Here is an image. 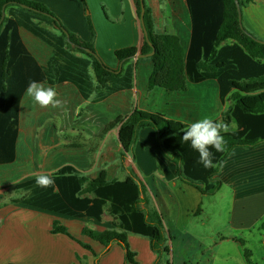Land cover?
Listing matches in <instances>:
<instances>
[{"label":"trees","instance_id":"obj_1","mask_svg":"<svg viewBox=\"0 0 264 264\" xmlns=\"http://www.w3.org/2000/svg\"><path fill=\"white\" fill-rule=\"evenodd\" d=\"M81 1L87 10L86 1ZM166 1L174 32L154 31L145 1L149 39L144 36L140 47L115 52L122 62L117 72L119 68L108 67L96 54L89 14L86 19L93 37L85 41L40 2L0 0V22L6 5L0 25V182L16 179V168L17 178L27 170L58 168L48 177L19 183L17 188L25 193L15 202L97 219L108 206L116 219L113 228L97 231L85 226L82 234L105 246L120 243L128 261H134L128 232L146 235L154 250H164L163 219L140 207L142 186L134 177L116 179L117 164L82 175L79 169L91 165L85 147H58L54 130L38 132L48 118L43 115L46 101L42 97L50 89L56 87L59 92L54 104L71 112L95 92V102L122 92L130 101L137 88L138 107L133 112L130 106L112 105L119 117L111 126L120 124L124 150L131 149L141 128L154 127L162 153L179 162L182 179L205 195L221 187L214 176L235 147H254L264 141V39L241 23L235 0ZM250 1L239 0L241 11ZM136 7L140 16V0ZM159 7L155 9L161 13ZM153 48L150 57L133 60L136 54H148ZM160 90L163 99L156 101ZM226 101L230 104L220 122H202ZM103 105L110 108L107 100ZM38 147L51 149L44 154ZM105 158L102 155L100 161ZM52 232L64 233L92 250L57 220Z\"/></svg>","mask_w":264,"mask_h":264},{"label":"crops","instance_id":"obj_2","mask_svg":"<svg viewBox=\"0 0 264 264\" xmlns=\"http://www.w3.org/2000/svg\"><path fill=\"white\" fill-rule=\"evenodd\" d=\"M34 1L44 4L81 39L87 41L93 37L81 0ZM85 1L91 8L93 24L99 23L94 26L98 38L102 36L110 48L105 52L110 53V60L104 57L97 39L93 40L96 54L108 67L119 68V72L122 62L113 56L114 50L140 47L145 36L137 13V0ZM151 3L160 6L157 0H151ZM242 23L255 36L264 39V0L245 3ZM146 71L144 65L142 72L145 74ZM137 92V88H133L130 101L126 92L111 95L106 99L111 109L103 105L106 100L93 101L95 92L69 112L54 104L55 97L59 96L54 87L42 97L46 101L43 115L48 118L38 127V132L54 130L59 137L58 147H85L91 165L79 169L82 175L107 170L110 165L117 164L116 179L134 177L142 186L144 201L140 207L150 215L160 214L163 219L164 250H154L150 237L128 232V244L134 253V261H128L120 243L105 246L82 234L85 226L97 231L113 228L116 219L109 213L108 206L102 218L97 219L74 217L10 201L24 195L25 192L17 188L19 183L48 177L58 169L27 170L17 178L16 168V179L0 182V264H264V141L254 147H235L214 176L221 181V187L215 193L205 195L182 179L179 162L162 153L154 127L141 128L131 149L124 150L119 140L120 124L111 126L119 117L112 112V105L130 106L133 112L138 107ZM133 97H137L135 104H132ZM161 99L162 90L156 101ZM229 104L226 101L219 111L202 122L216 119L220 122ZM80 130L94 137L95 142L90 144L92 138L84 136L80 141L67 138V134ZM38 149L46 154L51 148ZM102 155L106 158L100 161ZM135 158L138 159V172L132 168ZM12 173L11 170L10 175ZM87 195L93 196L92 193ZM55 220L67 227L75 238L88 243L92 250L64 233H53Z\"/></svg>","mask_w":264,"mask_h":264},{"label":"rangeland","instance_id":"obj_3","mask_svg":"<svg viewBox=\"0 0 264 264\" xmlns=\"http://www.w3.org/2000/svg\"><path fill=\"white\" fill-rule=\"evenodd\" d=\"M146 1V3H147V6L150 8V10H151V16H152V18H153V21H154V31L156 32V33H161V32H169V33H173L174 32V29H173V27H172V24H171V19H170V14H169V11H170V8H169V5L167 4V2H166V0H157L159 3H160V9H161V13L160 12H158L156 9H155V6L151 3V0H145ZM90 11H91V8L90 7H88V9L86 10V13L87 14H89V16H90V18H91V20H92V16H91V13H90ZM107 12V11H106ZM158 13V14H157ZM160 13V14H159ZM92 24H93V21H92ZM93 26H99V23H97V22H95V24H93ZM245 26V25H244ZM91 32V31H90ZM94 32H95V36H94V40L96 41V39H97V41H99V46H100V48L103 50V55H104V57H106V59L107 60H110V53L109 54H105V52H108L109 51V46H107V44H106V42H105V40H104V38L101 36V37H99L98 38V35H97V33H96V30H94ZM258 37V36H257ZM260 38V37H259ZM92 38H90V39H88L89 41L91 40ZM261 39H263V38H261ZM87 40V41H88ZM115 52L117 51V49H115L114 50ZM114 52V55L113 56H115L116 55V53ZM117 57V56H116ZM134 61H136L137 59L136 58H134L133 59ZM136 98L137 97H133L132 98V104H135V102H136ZM63 135H64V132H62L61 133V136L63 137ZM67 136V138L69 137V138H76L75 140L76 141H80V140H82V137L84 136V137H87V138H92L90 141V144H93L94 142H95V138L94 137H92V136H88L86 133H84L83 131H81L80 130V132L79 131H73V132H71L70 134H67L66 135ZM77 136H80L79 138L77 137ZM94 138V139H93ZM116 139V138H115ZM89 143V142H88ZM93 149V148H92ZM93 154H95V151L93 150ZM138 155L136 154V157H137ZM138 159L137 158H135V160L132 162V168H135V169H137V172H138ZM20 192H22L21 190H20ZM13 199V198H12ZM10 201H13V202H15L14 200H10ZM73 227H75V226H73Z\"/></svg>","mask_w":264,"mask_h":264},{"label":"water","instance_id":"obj_4","mask_svg":"<svg viewBox=\"0 0 264 264\" xmlns=\"http://www.w3.org/2000/svg\"><path fill=\"white\" fill-rule=\"evenodd\" d=\"M140 1H141L140 20H141V24H142V27H143V30H144V34H145V36H146V38L148 40L149 39L148 38V31L146 29V24H145V19H144V17H145V11H146V9H145V1L144 0H140ZM235 1H236L237 6H238L240 21L242 23V11H241V7H240V3H239V0H235ZM23 7L29 8V6H27L25 4L23 5ZM5 16H6V5L3 6V13H2L1 22L4 20ZM1 22H0V25H1ZM66 34H67V37L69 39V34L67 32H66ZM86 50L89 53H92V54L94 53V51H92L91 49H88L87 48ZM154 53H155V48H153L152 52H150L148 54H136L134 58L138 59V58H142V57H150ZM121 66H122V64L120 65V70H121Z\"/></svg>","mask_w":264,"mask_h":264}]
</instances>
